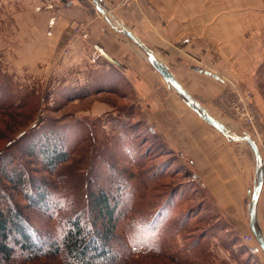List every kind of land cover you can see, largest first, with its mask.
<instances>
[{"label": "rangeland", "instance_id": "374dc122", "mask_svg": "<svg viewBox=\"0 0 264 264\" xmlns=\"http://www.w3.org/2000/svg\"><path fill=\"white\" fill-rule=\"evenodd\" d=\"M261 3L264 6V0ZM23 6L24 0H0V164L1 156L15 154L17 163L30 171L35 165H30L28 157L19 150L18 141L24 145L37 135L52 133L64 145L68 159L52 173L34 174L52 188L51 213L58 217L85 212V194L98 188L117 197L123 244L130 239L137 243V251L128 255L127 264H256L255 258L260 254H250L244 242L249 234L238 235L232 231L231 223L217 221L216 207L187 162L169 153L154 132L153 136L143 132L136 121L129 90L122 87L119 78L114 77L111 84L120 87L127 99L104 91L95 94L87 84L76 82L75 69L61 74V69H57L59 43L47 35L48 31L44 32L45 38L50 39L45 53H39L32 62L27 60L32 40L19 28L25 16L18 11L23 13ZM258 43L256 64L240 63L236 70L245 79L228 84L232 89L227 88L223 98L229 93L232 96L233 89L249 94L256 114L257 137L261 139L264 29ZM64 78L71 79L69 87H62ZM106 100L117 109L90 110L95 102ZM241 126L244 132L238 131L236 136L248 131L242 123ZM49 138L50 142L54 140V136ZM256 140L264 152L263 140ZM11 194L19 206L26 205L18 194ZM25 209L29 224L41 235L54 226L55 220L50 223L48 217ZM192 243L193 247L189 246ZM25 264L59 263L50 256Z\"/></svg>", "mask_w": 264, "mask_h": 264}, {"label": "crops", "instance_id": "0c3cea01", "mask_svg": "<svg viewBox=\"0 0 264 264\" xmlns=\"http://www.w3.org/2000/svg\"><path fill=\"white\" fill-rule=\"evenodd\" d=\"M108 1L105 8L114 27L91 0H24V11L18 14L25 16L19 28L32 40L27 60L32 62L45 53L50 39L44 32H51L58 44L71 23H85L90 33L86 55L78 59L72 52L69 58L58 60L57 69L61 74L75 69L76 82L87 84L95 94L104 91L127 99L120 87L111 84L114 77L119 78L122 87L129 90L136 121L144 130L150 127L169 153L187 162L216 207V220L231 223V230L238 235L251 234L248 211L256 179L252 152L243 142H231L205 123L162 81L146 55L116 29L128 30L209 115L237 135L244 129L224 110L222 97L232 89L228 84L245 79L236 70L240 63L257 62L258 36L264 29L262 0ZM86 57L95 58V63L88 64ZM195 68L208 70L223 81ZM64 79L62 87H69L71 79ZM93 109L112 112L117 108L106 100L95 102ZM260 154L264 164V152ZM255 227L264 240V176L256 199ZM257 253L255 263L264 264L263 253L260 249Z\"/></svg>", "mask_w": 264, "mask_h": 264}, {"label": "trees", "instance_id": "16d2710c", "mask_svg": "<svg viewBox=\"0 0 264 264\" xmlns=\"http://www.w3.org/2000/svg\"><path fill=\"white\" fill-rule=\"evenodd\" d=\"M143 132L153 136L148 130ZM49 136H54V140L50 142ZM55 136L37 135L24 145L18 141L19 150L28 157L30 165H35L30 171L17 163L15 154L1 156L0 264H25L50 256L59 264H127L128 255L137 251V243L130 239L123 244L117 197L98 188L85 194V212L58 217L51 213L52 188L34 174L52 173L67 161L64 145ZM13 192L26 202L24 207L15 202ZM27 207L43 218L48 217L50 223L55 220L54 226L41 235L29 224ZM190 245L193 247V243Z\"/></svg>", "mask_w": 264, "mask_h": 264}, {"label": "water", "instance_id": "95a60500", "mask_svg": "<svg viewBox=\"0 0 264 264\" xmlns=\"http://www.w3.org/2000/svg\"><path fill=\"white\" fill-rule=\"evenodd\" d=\"M93 6L97 10V12L108 22L112 25L110 22L106 8L105 6H109L110 2L108 0H91ZM113 26V25H112ZM114 27V26H113ZM116 29V28H115ZM117 32L120 34H123L125 37H127L129 40H131L148 58V61L150 65L153 67V69L160 75L162 81L168 85L170 88H172L185 102V104L193 111L195 112L205 123L213 127L215 130H217L219 133H221L225 138H227L231 142H243L247 145V147L252 152L255 160H256V179L254 183L253 190L251 192V198H250V208L248 211L249 216V228L252 236L254 237L256 244L258 245L259 249L264 255V240L261 236V234L257 231L255 227V205H256V199L258 197V194L262 188V182H263V176H264V164L262 162V157L259 152V149L256 145V142L246 133H243L240 136H236L234 134L229 133L223 124H221L219 121L214 119L211 115H209L205 109H203L200 104L193 99L186 90L175 80V78L171 75V73L168 71L167 67L156 58L147 48H145L128 30L124 28L116 29ZM195 71L204 74L208 77H211L213 79L223 81L220 76L213 74L212 72L208 70H203L200 68H195Z\"/></svg>", "mask_w": 264, "mask_h": 264}, {"label": "built area", "instance_id": "2783aa9c", "mask_svg": "<svg viewBox=\"0 0 264 264\" xmlns=\"http://www.w3.org/2000/svg\"><path fill=\"white\" fill-rule=\"evenodd\" d=\"M47 35L51 37V32H48ZM89 40L90 33L85 23H71L61 37L57 50V60L62 61L69 58L72 52H76L78 59H80L82 56L86 55L85 50ZM86 62L88 64H94L95 58L86 57ZM232 94L233 95L231 96L229 93V96H227L226 99L222 97L224 110L230 112L236 120L240 121L248 128L246 129L248 131L245 133L248 134L255 142L257 141L256 139H258V141L263 140L264 142V138L260 139L257 137V131L255 128L256 114L251 107L249 94H247V92H243L242 89H233ZM147 130L149 133H153L150 127H147ZM244 242L248 244L247 251L250 254H256L258 252L259 248L252 234L247 235L244 238Z\"/></svg>", "mask_w": 264, "mask_h": 264}, {"label": "bare ground", "instance_id": "6f19581e", "mask_svg": "<svg viewBox=\"0 0 264 264\" xmlns=\"http://www.w3.org/2000/svg\"><path fill=\"white\" fill-rule=\"evenodd\" d=\"M257 147L259 146L257 143H256ZM259 149V148H258ZM260 152V151H259Z\"/></svg>", "mask_w": 264, "mask_h": 264}]
</instances>
